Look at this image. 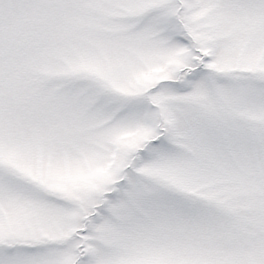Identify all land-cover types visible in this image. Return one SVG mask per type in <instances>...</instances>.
Segmentation results:
<instances>
[{"label":"snow or ice","instance_id":"snow-or-ice-1","mask_svg":"<svg viewBox=\"0 0 264 264\" xmlns=\"http://www.w3.org/2000/svg\"><path fill=\"white\" fill-rule=\"evenodd\" d=\"M0 264H264V0H0Z\"/></svg>","mask_w":264,"mask_h":264}]
</instances>
